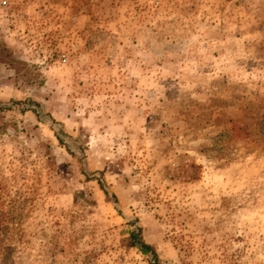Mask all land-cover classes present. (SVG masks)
I'll use <instances>...</instances> for the list:
<instances>
[{"label": "rangeland", "instance_id": "rangeland-1", "mask_svg": "<svg viewBox=\"0 0 264 264\" xmlns=\"http://www.w3.org/2000/svg\"><path fill=\"white\" fill-rule=\"evenodd\" d=\"M0 107V264H264V0H0Z\"/></svg>", "mask_w": 264, "mask_h": 264}, {"label": "trees", "instance_id": "trees-1", "mask_svg": "<svg viewBox=\"0 0 264 264\" xmlns=\"http://www.w3.org/2000/svg\"><path fill=\"white\" fill-rule=\"evenodd\" d=\"M0 109H2V107H0ZM34 111L38 115H40L41 112L40 110L35 109ZM57 136L60 139V141L63 142V139L59 132H57ZM98 180L100 186L105 191L108 199H110L111 196L116 197L115 194L110 193V191L108 190L105 184L104 179H98ZM131 225H133V228L130 230L127 245L130 247L137 248L142 254L146 255L148 257L149 264H162V259L160 258L157 246L154 243H150L146 241L143 235L142 226L138 224L137 220L131 222Z\"/></svg>", "mask_w": 264, "mask_h": 264}]
</instances>
